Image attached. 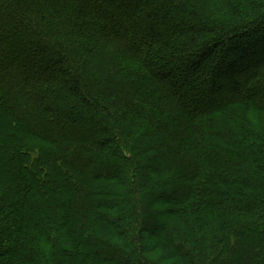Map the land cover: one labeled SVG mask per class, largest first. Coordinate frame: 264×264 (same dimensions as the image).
I'll return each instance as SVG.
<instances>
[{
    "label": "trees",
    "instance_id": "trees-1",
    "mask_svg": "<svg viewBox=\"0 0 264 264\" xmlns=\"http://www.w3.org/2000/svg\"><path fill=\"white\" fill-rule=\"evenodd\" d=\"M261 117L264 0H0V264H264Z\"/></svg>",
    "mask_w": 264,
    "mask_h": 264
},
{
    "label": "rangeland",
    "instance_id": "rangeland-1",
    "mask_svg": "<svg viewBox=\"0 0 264 264\" xmlns=\"http://www.w3.org/2000/svg\"><path fill=\"white\" fill-rule=\"evenodd\" d=\"M206 97H207V96H206V94H205V97H204V98H206ZM258 120H260L259 123H258V126H259V127L263 126V125H264V117H261V118H259Z\"/></svg>",
    "mask_w": 264,
    "mask_h": 264
}]
</instances>
